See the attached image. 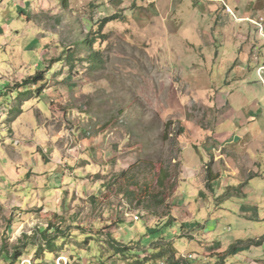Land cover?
I'll return each mask as SVG.
<instances>
[{
  "label": "rangeland",
  "instance_id": "obj_1",
  "mask_svg": "<svg viewBox=\"0 0 264 264\" xmlns=\"http://www.w3.org/2000/svg\"><path fill=\"white\" fill-rule=\"evenodd\" d=\"M71 2L0 0V264H189L193 235L154 242L186 227L142 234L171 220L183 182L178 118L189 78L123 9L107 22L112 8ZM38 71L44 81L24 84ZM191 109L202 117L203 101ZM217 207L202 202L195 213L210 222ZM154 245L166 256L148 253Z\"/></svg>",
  "mask_w": 264,
  "mask_h": 264
},
{
  "label": "crops",
  "instance_id": "obj_2",
  "mask_svg": "<svg viewBox=\"0 0 264 264\" xmlns=\"http://www.w3.org/2000/svg\"><path fill=\"white\" fill-rule=\"evenodd\" d=\"M91 2L96 8H112L111 14L123 9L133 26L138 23L147 30L168 68L189 78L178 118L183 182L175 193L171 220L166 216L160 227L142 234L177 223L188 232L180 228L174 238L154 242L175 245L193 235L187 243V250L195 251L189 264H264V71H258L264 52L263 42L253 36L254 29L264 36V8L255 7L258 0H72L71 5ZM198 100L205 108L199 118L191 109ZM185 182L190 183L183 194ZM208 201L220 212L210 222L195 213ZM178 206L187 207L184 214ZM211 222L214 230L207 233ZM199 237L206 239L202 253L196 245ZM235 242L241 249L231 251ZM150 248L148 253L157 252L156 245Z\"/></svg>",
  "mask_w": 264,
  "mask_h": 264
},
{
  "label": "trees",
  "instance_id": "obj_3",
  "mask_svg": "<svg viewBox=\"0 0 264 264\" xmlns=\"http://www.w3.org/2000/svg\"><path fill=\"white\" fill-rule=\"evenodd\" d=\"M118 18H120V15L118 14V13H115V14H113V15H110V16H108V17H106L105 19H104V21H111V20H114V19H118ZM46 79V75H45V72H43V71H38L35 75H32V76H30V77H28L27 79H25L24 81V84H36V83H38V82H40V81H44ZM23 85V84H22ZM171 123V122H170ZM169 123V124H170ZM163 172H165L164 170H163ZM166 173V172H165ZM165 173H163L162 174V171H161V175H160V177H159V179H158V183H159V185L160 186H164L165 185V181H166V179H167V175L165 174ZM208 176H209V178H210V176H211V174H210V172H208ZM163 201V200H162ZM45 237H46V240H47V242L51 245V247H53L55 244H54V241H55V238H51V237H48L47 235H45ZM264 239V238H263ZM258 242H260V240L259 241H255V240H251V241H249V243H258ZM239 244L240 243H243V241L242 240H239V242H238ZM170 245V244H169ZM239 249H241L240 247H239V245L238 244H233V246L231 247V251H236V250H239ZM163 250V249H162ZM165 250V249H164ZM157 251V252H155L153 255H154V257H156V258H160V257H164V256H166V254H167V252L166 251ZM168 258H171L170 256H168ZM150 260V258L149 259H147V261H149ZM170 260V259H169ZM172 260V261H171ZM171 260L169 261V263L170 264H182V262H181V260H173L172 258H171ZM145 262H146V260H145Z\"/></svg>",
  "mask_w": 264,
  "mask_h": 264
},
{
  "label": "built area",
  "instance_id": "obj_4",
  "mask_svg": "<svg viewBox=\"0 0 264 264\" xmlns=\"http://www.w3.org/2000/svg\"><path fill=\"white\" fill-rule=\"evenodd\" d=\"M225 6H226L227 10L230 11V12H232L233 15L235 16L234 12L230 9V7H229L228 5H225ZM239 20H240V19H239ZM251 20H252V19H251ZM252 21H254V20H252ZM255 22H256V21H255ZM256 23H257V22H256ZM258 24H259V23H258ZM259 25H260V24H259ZM260 26H261V25H260ZM261 30H262V26H261ZM258 71H259V74L262 73V72L264 71V66L260 67V68L258 69ZM135 218H136V219H139V216L136 215Z\"/></svg>",
  "mask_w": 264,
  "mask_h": 264
}]
</instances>
